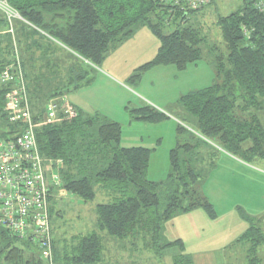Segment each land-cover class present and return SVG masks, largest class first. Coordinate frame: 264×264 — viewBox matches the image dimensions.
<instances>
[{
  "label": "trees",
  "instance_id": "16d2710c",
  "mask_svg": "<svg viewBox=\"0 0 264 264\" xmlns=\"http://www.w3.org/2000/svg\"><path fill=\"white\" fill-rule=\"evenodd\" d=\"M255 2L240 0L235 11L217 17L223 50L218 52L213 47L217 51L215 80L179 97L181 106L196 119L200 135L216 140L229 155L245 162L264 160V12L255 8ZM7 3L23 19H17L15 24L13 21V27L28 93L39 87L40 76L61 79L66 88L73 83L78 87L83 76H76L78 71L76 65L69 64L68 51L99 67L109 45H116L139 26L151 30L159 47L155 56L132 77L156 65H173L184 70L201 59L200 45L205 36L195 21L188 24L190 14L200 8H189L185 2L176 6L168 0H7ZM172 22L173 29L166 32V26ZM243 26L249 29V38L243 34ZM7 28L8 22L0 11V75L7 68L11 75L7 82L0 80V139L12 137L20 125L11 123L4 111L6 93L15 88L18 71L13 37ZM63 62L70 66L65 64L62 69ZM68 68L74 79L68 80ZM63 94L62 90H56L47 102ZM45 104L36 114L30 106L35 121L42 115ZM161 116L151 107H144L135 110L133 117L155 122ZM79 117L77 112L74 118L38 126L35 130L38 149L43 157L62 161L59 177L66 193L92 201L98 186L107 201L95 205L94 227L72 236L71 249L63 238H53L51 232L52 264H111L109 258L103 261L111 249L137 252L139 245L160 258L164 252L175 249L172 264H194L184 242L168 240L164 229L171 219L196 208L203 209L210 219L216 217L213 205L194 187L202 174L197 159L188 154L196 144L185 142L171 149L166 178L153 181L147 178L151 149L121 146L117 122L106 120L96 132H91L92 121L80 124ZM177 130L185 129L179 126ZM244 219L249 226L236 243L247 244L245 258L251 264L264 261V231L251 218ZM259 250L262 253L258 255ZM255 255L259 257L254 259ZM0 260L5 264L50 263L40 254L36 240L19 239L1 225Z\"/></svg>",
  "mask_w": 264,
  "mask_h": 264
},
{
  "label": "rangeland",
  "instance_id": "374dc122",
  "mask_svg": "<svg viewBox=\"0 0 264 264\" xmlns=\"http://www.w3.org/2000/svg\"><path fill=\"white\" fill-rule=\"evenodd\" d=\"M239 6L240 0H212L190 14L188 24L195 21L197 27L202 28L205 40L200 45L201 59L189 64L184 70H178L173 65H156L143 71L139 76L132 77L138 73L141 64L151 59L148 55L144 58L142 57L144 54H139V58L134 60L135 68L122 77L111 69V65L126 51L125 45L113 49L114 44H110L108 47L110 54L99 64V67L68 51L69 64L76 65L78 71L76 76H83L79 80V86L75 87L73 83L68 84L66 88L61 79L53 80L40 76L39 87L34 90L36 93H32L34 91L31 88L29 90L32 92L28 93L33 114L41 110L54 91L62 90L64 102L80 114V124H85L83 122L87 120L92 121L91 132H96L98 126L106 120L117 122L121 128V146H143L151 149L147 178L153 181H162L166 178L170 168L171 149L185 142L196 144L190 154L185 151L186 157L188 154L197 159L196 165L202 174L194 187L210 198L217 213L233 210L230 214L235 219L239 216H247L251 221L256 222V218L264 217V160L245 162L232 156L238 160L233 159L216 140L207 139L199 134L195 124L196 119L179 103L181 95L207 87L214 82V55L217 51L213 50V47L215 45L219 49L218 52L223 50L216 19L220 15L225 16L235 11ZM16 21L17 19H14V24ZM173 27L172 22L166 26V32H170ZM135 37L134 39H140L137 38L139 35ZM137 46L140 47L139 43ZM125 62L127 63V60ZM60 64L62 69L65 64L70 66L68 62ZM69 70L70 68H68V80L74 79V75H71ZM98 71L103 75L100 76ZM86 79H90L89 83L85 82ZM144 107H151L153 111L161 113V118L155 122L134 118L135 110ZM179 126L184 127L185 130L179 132L177 130ZM181 156H184V152H181ZM45 176L47 185L53 188L48 200L52 236L63 238L71 249V237L81 232H88L94 227L95 205L107 200L98 186L95 188L96 195L92 201H82L68 192L59 196L57 194L64 192L65 188L50 182L48 173ZM204 214L207 216L205 211ZM172 220L166 223L164 229L168 240L177 239L174 237L175 222L172 227ZM241 225L247 226L243 221ZM259 226L262 228L263 225ZM262 230L264 231V226ZM240 245L232 248L230 246L225 252L212 255L223 264H225L224 260L234 264L245 261L246 247L244 244ZM139 247L137 252H131L130 249L117 251L113 247L114 250L111 249L107 255L105 254L103 261L109 258L111 264L114 261L118 264H172L171 256L177 252L175 249L168 250L160 258L155 257L141 245ZM259 251L258 255L262 253V250ZM258 255H255L254 259H257ZM0 264L5 263L0 260Z\"/></svg>",
  "mask_w": 264,
  "mask_h": 264
},
{
  "label": "built area",
  "instance_id": "2783aa9c",
  "mask_svg": "<svg viewBox=\"0 0 264 264\" xmlns=\"http://www.w3.org/2000/svg\"><path fill=\"white\" fill-rule=\"evenodd\" d=\"M168 1L175 6L185 2L192 9L201 8L211 2V0ZM255 8L259 12H264V0H256ZM0 11L8 22L6 31L13 37L18 67L14 77L15 88L5 96L4 111L11 123H20L16 128L18 130L16 134L10 138L0 139V225L19 239L36 240L40 254L52 264L48 200L53 188L47 185L45 174L48 173L50 182L58 186L59 170L63 164L60 159L45 158L40 154L35 130L42 124H53L59 120L74 118L77 111L68 107L63 96H56L45 104L38 121L33 119L14 40L13 21L22 17L7 0H0ZM242 32L249 38V29L243 26ZM10 79L11 75L7 68L0 75V80L7 82ZM65 193L66 191L59 192V195Z\"/></svg>",
  "mask_w": 264,
  "mask_h": 264
},
{
  "label": "crops",
  "instance_id": "0c3cea01",
  "mask_svg": "<svg viewBox=\"0 0 264 264\" xmlns=\"http://www.w3.org/2000/svg\"><path fill=\"white\" fill-rule=\"evenodd\" d=\"M138 35L139 37L137 38L140 39H134L136 38L135 36ZM138 43L140 47L137 46ZM124 45L126 46V51L123 53V55H120L111 65V69H113L115 73H118L122 77H125L129 73V70L131 71L135 68L133 67L134 60L135 58H139V54H144L142 55L144 58L148 55L152 59L157 53L159 41L148 27L139 26L130 36L124 38L122 41L114 45L113 49H116L119 46L123 47ZM108 52L103 60H106L110 54ZM123 56H125V58H123ZM151 59L147 61H150ZM126 60L127 63L125 62ZM98 74H100V76L103 75L101 71H98ZM232 158L238 160L234 157ZM205 197L212 204L210 198L206 195ZM230 212H233V210L229 212H216V217L214 219H210L204 214V211L198 208L192 210L191 212L177 216L172 220V227L175 222L174 231H176V233L174 234V237L181 239L184 242L186 251L192 256L194 264H223V262H220L215 257H213L212 254H218V252L222 251L225 252L228 248H230V246L232 248L241 244V242L236 243V240L246 231L249 226V222L244 219V217H240L239 215V217L235 219V217L230 214ZM242 221L247 224V226H244L246 228L241 225ZM255 221L257 222V225L264 226V217L256 218ZM243 228L244 230H242ZM242 245L243 244L240 246ZM224 263L234 264V262L225 260ZM236 264L251 263L246 258L245 261L237 262ZM253 264H264V261H257Z\"/></svg>",
  "mask_w": 264,
  "mask_h": 264
}]
</instances>
